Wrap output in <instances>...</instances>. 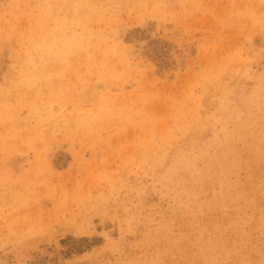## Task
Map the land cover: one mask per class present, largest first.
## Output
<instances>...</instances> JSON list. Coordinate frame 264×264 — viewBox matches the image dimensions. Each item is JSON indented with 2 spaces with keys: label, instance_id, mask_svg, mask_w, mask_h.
Listing matches in <instances>:
<instances>
[{
  "label": "rangeland",
  "instance_id": "obj_1",
  "mask_svg": "<svg viewBox=\"0 0 264 264\" xmlns=\"http://www.w3.org/2000/svg\"><path fill=\"white\" fill-rule=\"evenodd\" d=\"M0 264H264V0H0Z\"/></svg>",
  "mask_w": 264,
  "mask_h": 264
}]
</instances>
